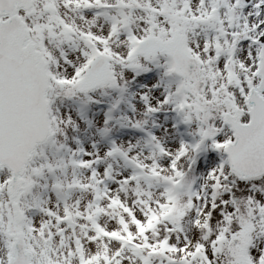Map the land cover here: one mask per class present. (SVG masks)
<instances>
[{
    "label": "snow or ice",
    "instance_id": "snow-or-ice-1",
    "mask_svg": "<svg viewBox=\"0 0 264 264\" xmlns=\"http://www.w3.org/2000/svg\"><path fill=\"white\" fill-rule=\"evenodd\" d=\"M0 264H264V0H0Z\"/></svg>",
    "mask_w": 264,
    "mask_h": 264
}]
</instances>
